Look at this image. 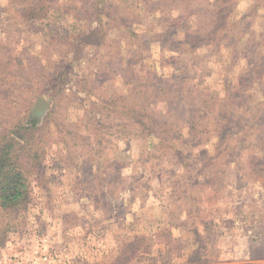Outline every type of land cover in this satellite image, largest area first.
Masks as SVG:
<instances>
[{"label": "rangeland", "instance_id": "374dc122", "mask_svg": "<svg viewBox=\"0 0 264 264\" xmlns=\"http://www.w3.org/2000/svg\"><path fill=\"white\" fill-rule=\"evenodd\" d=\"M23 1L0 0L2 127L24 115V100L53 118L35 140L39 159L21 157L29 203L0 209V264H264V0H106L126 25L77 51L55 34L75 36L95 20L72 8L60 22H30ZM189 36L200 41L194 64ZM135 63L139 77L125 78ZM181 67L216 97L226 81L247 90L229 129L207 123L194 141L178 127L186 164L148 155L154 139H133L131 126L123 137L111 122L146 72L168 78ZM39 99L49 105L42 112ZM151 106L169 111L163 99ZM185 114L186 105L174 108Z\"/></svg>", "mask_w": 264, "mask_h": 264}, {"label": "trees", "instance_id": "16d2710c", "mask_svg": "<svg viewBox=\"0 0 264 264\" xmlns=\"http://www.w3.org/2000/svg\"><path fill=\"white\" fill-rule=\"evenodd\" d=\"M60 1L24 0L21 2L20 7H23L21 11L26 14L24 19L30 22L36 21L38 24L48 23L50 19L54 23L60 22L63 15L69 14L72 8L77 14L86 15L84 19L95 20L97 22L96 27L82 29L75 36L71 35L68 29L56 33L57 35L55 34L58 38H65L62 42L69 44L72 51H77L89 44H94L96 48H100L110 27L121 28L126 25L121 19L117 18L116 13L110 14L112 12L111 6L109 4L106 7V0H65L61 4ZM78 2L82 6L77 7ZM54 6L55 9H53ZM106 11H109L107 15ZM52 12L53 14H51ZM102 15L107 16L106 28L100 26ZM227 25L228 23H225L222 28L228 32ZM196 32H199V29ZM135 37H137L136 39L140 38L138 35H135ZM196 37L192 40L189 36L184 42L189 45L192 55L190 63L192 64L197 63L198 55H200L198 48L200 41L196 42ZM226 39L223 38L225 40L224 45L231 42L230 37L227 40L228 43ZM218 42H220V39L212 43L217 47ZM63 60L65 59L63 58ZM137 64L135 63L133 67L128 66L125 78L136 80L139 77L137 76ZM177 70L179 71H176V74L171 77H161L160 79L156 78L151 71L146 72L143 77L145 82L139 84L141 88L138 90L133 89V94L129 97L133 98V105L128 103V101H122L121 103L125 105L120 106L118 104L115 106L114 112L117 118L111 122L119 125L123 137H126L125 135L128 132L130 133V128L128 127L131 126L133 127V139H141L144 142L154 139V143L148 145V147H152L153 154L151 152L148 155L157 158L160 155L159 153L173 154L179 161L186 164L188 161L182 156L181 150L178 148V143L181 139L178 127H187L190 140L194 141L198 140L206 132L205 126L207 123H213L218 128L224 126L229 129L235 114V104L244 101L247 90L242 86V79H240V84L237 85L226 81L225 92L221 96L216 97L211 93L210 89H205L203 86L199 87L197 86L198 84H193L192 86V79L187 78V73L190 69L181 67ZM197 72L198 70H195V73ZM4 73L0 70V80H2ZM19 76L23 80L24 75L19 74ZM83 91L89 93L87 90ZM45 93H48V91L41 92L42 95H47ZM140 94L147 96L155 103L163 99L169 108L168 113L163 115L155 107L151 108V105L155 103L149 105L148 100L138 96ZM7 99V101L10 100L9 97ZM11 103L10 101L8 102L7 108ZM180 104L186 105L185 117L177 116L175 118L173 116L174 108L180 106ZM31 107L30 100H24V115L9 128L2 127L3 122L0 119V127H2L0 128V209L6 213L16 212L17 209L25 207L30 201L31 187L25 166L21 162V157L23 153L28 152L34 156V159H39L40 156L37 153L40 143L35 142V140L38 137H43V133L49 130L48 119L50 118L51 120L53 118L52 111L41 116L36 114ZM11 109L13 108L11 107ZM2 110H6V106L0 105L1 113L3 112ZM9 111L12 114L11 110ZM101 122L95 125L92 124L94 129H96L95 131L99 132L102 130L103 124ZM244 123L246 124L247 122ZM201 125L203 126L201 127ZM246 129L243 130L244 134L247 131L249 132V129ZM133 254H136L135 250H133Z\"/></svg>", "mask_w": 264, "mask_h": 264}, {"label": "water", "instance_id": "95a60500", "mask_svg": "<svg viewBox=\"0 0 264 264\" xmlns=\"http://www.w3.org/2000/svg\"><path fill=\"white\" fill-rule=\"evenodd\" d=\"M49 107V105L42 99H39L38 100V103H37V110L42 112L44 111L45 109H47Z\"/></svg>", "mask_w": 264, "mask_h": 264}, {"label": "built area", "instance_id": "2783aa9c", "mask_svg": "<svg viewBox=\"0 0 264 264\" xmlns=\"http://www.w3.org/2000/svg\"><path fill=\"white\" fill-rule=\"evenodd\" d=\"M31 264H39V263H37V262H31Z\"/></svg>", "mask_w": 264, "mask_h": 264}]
</instances>
